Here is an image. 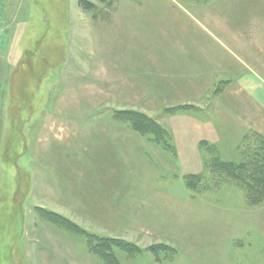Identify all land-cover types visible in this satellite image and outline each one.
Segmentation results:
<instances>
[{
    "label": "rangeland",
    "instance_id": "1",
    "mask_svg": "<svg viewBox=\"0 0 264 264\" xmlns=\"http://www.w3.org/2000/svg\"><path fill=\"white\" fill-rule=\"evenodd\" d=\"M95 3L0 0V264H264V0Z\"/></svg>",
    "mask_w": 264,
    "mask_h": 264
},
{
    "label": "trees",
    "instance_id": "2",
    "mask_svg": "<svg viewBox=\"0 0 264 264\" xmlns=\"http://www.w3.org/2000/svg\"><path fill=\"white\" fill-rule=\"evenodd\" d=\"M95 2L105 3V2H107V0H80V6L85 11H90V10H93L97 7ZM134 116L136 119L130 118L129 120L130 121L132 120V124L137 131H139V132L150 131V128H152V130H153V131H151L152 134H154V132H155V134H156V132L159 133L157 124H155L154 121L148 120L147 118L145 119L144 117H142L138 114H136ZM141 118H144V122H148V123L145 124V123H142L143 121L141 122L138 120ZM145 125H151L152 127H144ZM156 135H158V134H156ZM157 142H159V141H157ZM161 142L162 141H160L159 143H161ZM163 147L167 148V145H163ZM45 220L50 221L51 223H54L60 227H70V228H72L73 231H76V232L80 233V235H83V236L89 238L90 241H89L88 246H89L91 252H93L94 253L93 255H95L98 259L103 261L105 264H121L116 257H113V255L110 251V248H106L107 245L117 244V246L119 248H123L124 246H127V245L132 246L128 242L125 243V242L118 241V240L115 241V240H111V239H102V238H98L95 235L88 234L82 228H80L77 225H75L74 223H72V221L63 219V218L56 216V215H53V214H48V216H46ZM59 222L62 224H60ZM101 243H102V245H99ZM129 254H131V253H129Z\"/></svg>",
    "mask_w": 264,
    "mask_h": 264
}]
</instances>
